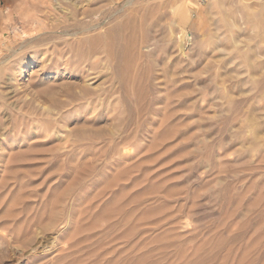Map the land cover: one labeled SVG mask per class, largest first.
Wrapping results in <instances>:
<instances>
[{"label": "rangeland", "instance_id": "374dc122", "mask_svg": "<svg viewBox=\"0 0 264 264\" xmlns=\"http://www.w3.org/2000/svg\"><path fill=\"white\" fill-rule=\"evenodd\" d=\"M181 1L0 0V264H264V52Z\"/></svg>", "mask_w": 264, "mask_h": 264}, {"label": "bare ground", "instance_id": "6f19581e", "mask_svg": "<svg viewBox=\"0 0 264 264\" xmlns=\"http://www.w3.org/2000/svg\"><path fill=\"white\" fill-rule=\"evenodd\" d=\"M42 1V0H41ZM113 1V0H112ZM199 1V0H198ZM201 1V0H200ZM204 1V0H202ZM201 1V2H202ZM215 1V0H214ZM235 0H230V4H234ZM240 2H245V5L243 7V9H241V14H243L244 18L247 19L246 23L248 22V20L250 21V23L248 24L251 25V28L255 33V36L252 39V43L254 44H258L259 49H261L264 52V0H238ZM181 7L183 8V6L185 5V0L181 1ZM189 2V1H188ZM219 2V1H217ZM46 3L45 1L43 2V4ZM213 3V2H212ZM225 3L224 0H220L219 4L223 5ZM238 4V3H237ZM243 4V3H242ZM241 4V5H242ZM45 5V4H44ZM187 5V4H186ZM240 5V4H239ZM80 6V5H79ZM235 6V5H234ZM238 6V5H237ZM82 7V5H81ZM84 7V6H83ZM232 7V6H231ZM230 7V8H231ZM240 7V6H239ZM239 7H237L239 9ZM42 8V7H41ZM234 8V7H233ZM230 10V18H236V13L239 11H236L234 9ZM229 12V11H228ZM240 13V12H239ZM238 14V13H237ZM240 15V14H238ZM241 19V18H240ZM244 22V21H243ZM242 22V23H243ZM235 24V23H234ZM238 25V24H237ZM244 25V24H242ZM238 27V26H236ZM239 28V27H238ZM241 28V27H240ZM247 28V27H246ZM233 31V30H232ZM242 31V28L241 30ZM244 31H245V27H244ZM237 32V31H236ZM233 33V32H232ZM93 38V37H92ZM91 40V39H90ZM246 64L250 67L249 70L251 71V73L257 74L262 72L261 68L264 67V60L260 59V58H256L254 59V61H246ZM248 68V67H247ZM249 71V72H250ZM260 83L263 84L264 83V72L261 73L260 75Z\"/></svg>", "mask_w": 264, "mask_h": 264}]
</instances>
